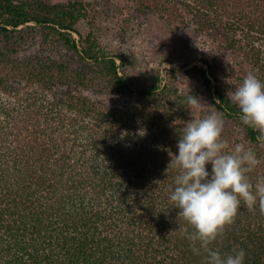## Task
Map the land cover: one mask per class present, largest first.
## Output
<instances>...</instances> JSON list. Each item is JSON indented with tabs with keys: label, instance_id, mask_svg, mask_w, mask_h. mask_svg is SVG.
<instances>
[{
	"label": "trees",
	"instance_id": "obj_1",
	"mask_svg": "<svg viewBox=\"0 0 264 264\" xmlns=\"http://www.w3.org/2000/svg\"><path fill=\"white\" fill-rule=\"evenodd\" d=\"M132 1L210 39L218 53L232 56L241 79L255 70L264 81V0ZM88 6L87 0H0V264H201L203 250L193 253L166 192L178 134L194 119L187 104L192 91L162 84L158 75L135 89L96 37L77 29ZM31 23L46 30L44 50L60 46L72 57L15 58L21 30ZM201 61L186 72L207 108L241 127L243 144L260 160L249 174L255 183L264 175V133L241 124L225 84ZM88 91L136 101L108 106ZM150 104L160 121L171 112L177 129H160L141 108ZM224 128L231 151L234 132ZM212 247L242 248L244 264H264V211L241 202Z\"/></svg>",
	"mask_w": 264,
	"mask_h": 264
},
{
	"label": "clouds",
	"instance_id": "obj_2",
	"mask_svg": "<svg viewBox=\"0 0 264 264\" xmlns=\"http://www.w3.org/2000/svg\"><path fill=\"white\" fill-rule=\"evenodd\" d=\"M229 99L239 109L242 125L264 133V81L255 70L233 86ZM187 104L196 110L200 101L190 95ZM223 127V114L218 111L187 122L166 169V173L169 168L175 170L166 189L168 201L187 225L184 236L193 253L200 255L203 250L201 264H244V249L222 253L212 245L224 226L232 223L241 202L249 209L259 205L264 211V175L257 176L255 183L249 176L260 160L244 144L227 151V142L221 138Z\"/></svg>",
	"mask_w": 264,
	"mask_h": 264
},
{
	"label": "rangeland",
	"instance_id": "obj_3",
	"mask_svg": "<svg viewBox=\"0 0 264 264\" xmlns=\"http://www.w3.org/2000/svg\"><path fill=\"white\" fill-rule=\"evenodd\" d=\"M58 2L61 0H48ZM88 15L81 20L77 29L83 35L89 33L96 37L103 52L116 58L121 71L126 75L135 89L141 88L150 77L160 76L162 84L174 86L178 91L187 90L196 95L200 101L199 108L192 109L191 118H201L211 112L207 108L202 89L193 74L186 72L194 65L204 66L201 59L210 63L215 76L225 84L230 95L233 86L241 79V73L230 54L218 53L214 43L203 35L196 33L191 26L168 25L158 14L140 10L132 0H87ZM22 39L18 44V53L15 56L21 62L33 54L46 53L54 58L69 55L62 47H50L44 50L42 35L46 30L35 24H28L22 28ZM44 32V33H43ZM15 33L14 36H17ZM77 37L76 35H74ZM123 59V62L119 60ZM75 65V59H73ZM206 68V67H205ZM230 69H234L231 73ZM228 71V72H227ZM96 102L108 106H126L135 102V95L107 94L98 95L86 92ZM1 95V93H0ZM6 95H3L5 98ZM154 103V102H153ZM153 105L141 106L154 121H158L161 128H175L179 121L170 118L158 120L159 111ZM161 112V111H160ZM157 117V118H156ZM156 118V119H155ZM176 125V126H175ZM234 138L235 145L243 144V131L235 121L227 122ZM174 126V127H172ZM223 127V131L225 128ZM264 166V161H261Z\"/></svg>",
	"mask_w": 264,
	"mask_h": 264
}]
</instances>
